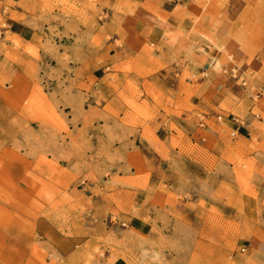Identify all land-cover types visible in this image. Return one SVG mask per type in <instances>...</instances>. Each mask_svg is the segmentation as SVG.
Instances as JSON below:
<instances>
[{
  "label": "crops",
  "instance_id": "0c3cea01",
  "mask_svg": "<svg viewBox=\"0 0 264 264\" xmlns=\"http://www.w3.org/2000/svg\"><path fill=\"white\" fill-rule=\"evenodd\" d=\"M78 1L90 8L95 3L91 16L102 24L95 49L82 43L77 47L82 49L79 55L97 56L94 63L100 65L94 71L100 73L95 82L108 78L101 89H113L107 103L122 93L134 98L141 92L145 96L138 103L152 106L149 119H141L142 128H126L134 135L127 145L100 149L91 160L85 152L73 156L70 145L62 147L68 161L63 188L55 187V176L47 178L45 167L55 163L53 150L41 149L49 161L42 164L37 152L30 154L22 143L0 144V264H84L106 246L119 222H126L127 233L150 236L153 218L166 211L193 226L191 221L203 212L197 203L175 199L178 194L164 190L171 182L181 183L189 173L186 167L194 165L189 141L222 151L232 148L237 156L255 160V168L262 166L256 175L264 178V141L253 138L264 136L256 124L264 125V120L258 122L253 113L258 106L251 89L263 102L264 20L258 0ZM37 2L0 0V11L28 16ZM12 23L19 28L13 34L21 43L38 47V33L31 26ZM127 114L139 119L129 110ZM75 161L94 171L73 174L71 184ZM184 195L179 190L178 198ZM259 196L241 194L237 204L251 221L250 232L240 240L255 260L264 262ZM207 231V238L213 236V230ZM127 257L115 258L116 264Z\"/></svg>",
  "mask_w": 264,
  "mask_h": 264
},
{
  "label": "rangeland",
  "instance_id": "374dc122",
  "mask_svg": "<svg viewBox=\"0 0 264 264\" xmlns=\"http://www.w3.org/2000/svg\"><path fill=\"white\" fill-rule=\"evenodd\" d=\"M258 1L263 5L264 20V0ZM95 7V3L91 8L85 7L78 0H39L28 11L29 17L0 11V144L22 143L30 154L37 152L42 164L49 161L41 149L53 150L55 163L45 169L47 178L55 176L56 188L66 185L64 165L68 161L62 147L70 145L73 156L85 152V159L91 160L100 149L125 146L129 138L134 139L126 128H142V120L149 119L148 111L152 108L147 101L138 103L145 96L141 92H135V99L122 93L121 100L107 103L113 89L106 92L101 89L108 78L95 82L100 73L94 71L100 65L94 63L97 56L78 54L82 52L77 47L81 43L95 49L96 33L103 32L102 24L91 16ZM12 22L31 26L38 33V47L21 43L13 34L19 28ZM81 31L83 35L79 34ZM72 35L75 39L69 37ZM251 89L258 106L253 113L258 122L263 121L264 101L258 102V93ZM127 110L139 119L132 118ZM7 115L12 118L8 119ZM256 124L264 131V125ZM15 130L17 135L12 134ZM253 138L264 141L262 134ZM189 144L196 155L194 165L190 163L186 167L189 173L181 183L174 186L171 182L164 190L170 196L178 194L175 199L197 203L203 212L191 221L193 226L190 220L166 211L165 216L153 218L155 227L150 236L137 237L124 231L126 222L121 221L105 239L106 246L96 249L84 264H116L115 258L120 255L128 257L118 264H264L255 260L253 253L241 252L245 243L240 238L250 232L251 221L237 204L241 194L255 197L261 194L256 198L262 207L258 214L260 219L264 216V178L256 175L258 171L262 173V166L255 168V160L237 156L232 148L222 151L212 149L210 144L192 146L190 141ZM75 162L70 168L71 184L76 174L94 171V167L82 168ZM179 190L185 194L181 198H178ZM202 223L211 226H201ZM159 225H165L160 228L165 229L159 230ZM207 230H213L210 238L206 237Z\"/></svg>",
  "mask_w": 264,
  "mask_h": 264
},
{
  "label": "built area",
  "instance_id": "2783aa9c",
  "mask_svg": "<svg viewBox=\"0 0 264 264\" xmlns=\"http://www.w3.org/2000/svg\"><path fill=\"white\" fill-rule=\"evenodd\" d=\"M218 120H219V121H222L223 118H222V117H219ZM231 121H233V122H235V123H238V122H239V120H238L236 117H234V116H232ZM235 135H236V133H232V134H231L232 137H234ZM245 250H246L245 248H242V249H241V252L244 253Z\"/></svg>",
  "mask_w": 264,
  "mask_h": 264
}]
</instances>
